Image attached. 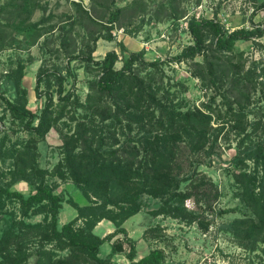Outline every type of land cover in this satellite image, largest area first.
Instances as JSON below:
<instances>
[{"label":"rangeland","instance_id":"rangeland-1","mask_svg":"<svg viewBox=\"0 0 264 264\" xmlns=\"http://www.w3.org/2000/svg\"><path fill=\"white\" fill-rule=\"evenodd\" d=\"M262 1L31 0L27 11L20 14L16 4L22 1L0 0V93L16 99L14 80L22 65L20 85L26 94L27 107L36 114L42 113L48 93L54 94L56 102L59 100L54 72L64 77L63 94H72L67 108H64L66 115L33 148L37 165L47 171L48 184L55 185L56 192L63 197L60 225L76 218L77 206L90 203L71 178L60 177L58 173L59 169L66 171L65 134H74L79 128L78 123H85L89 134L96 132L106 147L115 138L122 143L128 135L140 134L139 127L133 125L132 131L126 121L108 125L112 119L103 120L88 108V96L94 94L90 84L99 74L95 64L86 59L90 50L95 48L92 52L95 59L103 58L109 50H116L119 53L117 67H121L133 51H143L148 60L166 59L179 54L193 42L188 29L192 17L218 19L229 31L251 28V16ZM119 10V19L109 22V18ZM41 19L44 21L40 24ZM254 22L264 27V10L257 11ZM35 23L38 25L33 26ZM109 32L112 40L103 37L94 40L96 36ZM227 54L238 64V69L225 66L228 58H224L217 61L215 73L205 71L204 78L196 73L198 67L195 66V61H204L203 55L181 63L168 61L156 69L149 67L141 72L145 75L152 70L158 98L178 109H190L210 116L213 125L211 153L208 155L206 150V153L191 155V158H195L193 166L212 180L219 195L212 197V207L206 208L195 197L186 203L189 209L203 215L208 221V229L198 221L155 215L153 211L162 202L159 198L145 195L143 209L126 223L130 236L137 241L139 255L160 247L165 251V264H264V242L247 240L229 227L231 222L248 214V208L238 196L239 187L234 174L242 168L253 170L254 160L245 159L244 163L241 158L245 157L248 148L264 145V35L238 41L235 50ZM207 55L209 59L214 58L211 50ZM41 69L53 75L45 77L38 93L36 85ZM206 69L205 66L203 70ZM104 101L111 102L109 97ZM3 114L6 118L0 125V180H10V172L16 168V151L25 148L30 133L11 116L0 99V115ZM72 116L76 119L72 120ZM114 143L116 146L119 144ZM198 161L202 163L198 164ZM60 164L64 165L59 168ZM35 186V183L20 180L13 189L28 195ZM182 188H187L186 182ZM8 208L16 211L18 218L21 217L18 202L9 203ZM5 217V214H0V234L5 226ZM43 218L44 215L35 214L27 221L40 222ZM108 221L98 224V234L107 235L108 226L115 230L113 222ZM81 223L78 220L77 224ZM53 247L52 244L46 246L47 249ZM111 248L112 242L104 243L100 257H108ZM28 251L33 256L27 264H36L40 257L38 243L32 242ZM55 252L64 256L69 250ZM109 258L105 263L83 258L79 264L129 262L123 252Z\"/></svg>","mask_w":264,"mask_h":264},{"label":"trees","instance_id":"trees-1","mask_svg":"<svg viewBox=\"0 0 264 264\" xmlns=\"http://www.w3.org/2000/svg\"><path fill=\"white\" fill-rule=\"evenodd\" d=\"M19 1L22 3L16 6L21 14L27 11L31 0ZM258 10H264V1L251 16V28L241 27L231 31L218 19L192 17L188 29L193 42L179 54L166 59L148 60L143 51H133L123 65L117 67L119 53L116 50H109L100 59L92 55L95 48L90 50L86 59L95 64L99 74L90 84L94 94L88 96V108L103 120L112 119L108 125L126 121L132 131L133 125L139 127L140 134L128 135L122 143L115 138L118 146L114 141L109 147L96 132L89 134L85 123H78L79 128L74 134H65L66 171L59 169L58 173L60 177L71 178L90 203L77 206L76 218L62 225L59 216L63 197L56 192L55 185L48 184L47 171L37 165L33 148L66 115L64 108H67L72 94H63L64 77L54 72L59 86V100L56 102L54 94L48 93L42 113L36 114L27 107L26 94L20 85L23 76L21 65L14 80L18 94L16 99L0 93L6 110L30 133L25 148L16 151V168L10 172L11 179L0 180V214L6 215L0 234V264H27L33 256L28 251L32 242L38 243L40 252L36 264H79L83 258L105 263L118 252L125 253L128 264H165V251L160 247L139 257L137 241L124 226L130 217L143 209L145 195L161 200L162 204L153 211L155 215L198 221L208 229V221L203 215L189 209L186 203L189 198L195 197L206 208L212 207V197L219 195L212 180L193 166L195 158H191V155L199 156L206 150L210 155L209 149L213 148L212 120L205 113L181 110L158 98L152 70L145 75L141 72L149 67L156 69L168 61L181 63L202 55L203 62L195 61L198 67L196 73L202 78L205 71L215 73L217 61L224 58H228L225 66L238 69V64L227 53L233 52L240 40L264 35V27L254 22ZM120 12L113 14L109 22L118 20ZM87 16L96 22L90 14ZM42 19L40 24L44 21ZM100 37L113 39L109 32L96 36L94 40ZM209 50L213 52V59L207 55ZM205 66L207 69L203 70ZM50 75L53 74L48 70H40L36 85L38 93L42 81ZM105 97H109L111 102L104 101ZM5 118L6 114L0 115V125ZM77 148H80L79 152ZM244 156L241 158L244 163L245 159L254 160V169L248 171L242 168L234 175L239 187L238 196L248 208V214L231 222L229 227L247 240L264 242V145L248 148ZM63 165L60 164L59 168ZM20 180L35 183V189L28 195L13 189V185ZM185 182L187 188L183 189ZM11 202H18L20 218L16 211L8 208ZM35 214L44 215L43 220L27 221ZM78 220L82 221L79 225ZM102 220L112 221L115 230L105 236L98 234L96 227ZM106 242H112L111 253L101 258V247ZM48 244L54 247L47 249ZM54 250H69V253L59 256Z\"/></svg>","mask_w":264,"mask_h":264},{"label":"crops","instance_id":"crops-1","mask_svg":"<svg viewBox=\"0 0 264 264\" xmlns=\"http://www.w3.org/2000/svg\"><path fill=\"white\" fill-rule=\"evenodd\" d=\"M104 221H106V220H102L101 222H104ZM108 222H112V221H108ZM126 223H127V221L124 223V226H125V227H126ZM111 231H113L112 226H108V231H107V232L111 233ZM144 255H145V254H144ZM141 256H143V255H139V257H141Z\"/></svg>","mask_w":264,"mask_h":264}]
</instances>
